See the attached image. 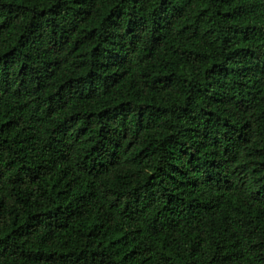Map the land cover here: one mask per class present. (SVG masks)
<instances>
[{
  "label": "trees",
  "instance_id": "1",
  "mask_svg": "<svg viewBox=\"0 0 264 264\" xmlns=\"http://www.w3.org/2000/svg\"><path fill=\"white\" fill-rule=\"evenodd\" d=\"M0 264H264V0H0Z\"/></svg>",
  "mask_w": 264,
  "mask_h": 264
}]
</instances>
